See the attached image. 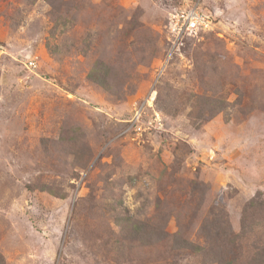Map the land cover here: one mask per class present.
I'll return each instance as SVG.
<instances>
[{
	"label": "rangeland",
	"instance_id": "rangeland-1",
	"mask_svg": "<svg viewBox=\"0 0 264 264\" xmlns=\"http://www.w3.org/2000/svg\"><path fill=\"white\" fill-rule=\"evenodd\" d=\"M228 261L264 264V0H0V264Z\"/></svg>",
	"mask_w": 264,
	"mask_h": 264
},
{
	"label": "built area",
	"instance_id": "built-area-1",
	"mask_svg": "<svg viewBox=\"0 0 264 264\" xmlns=\"http://www.w3.org/2000/svg\"><path fill=\"white\" fill-rule=\"evenodd\" d=\"M183 8L174 14L168 26L169 37H171L168 41L174 49L182 45L183 39L193 37L200 32L212 31L213 27L211 16L203 12L198 3ZM169 52L172 53L171 50ZM138 114L139 111H135V117H139Z\"/></svg>",
	"mask_w": 264,
	"mask_h": 264
},
{
	"label": "trees",
	"instance_id": "trees-1",
	"mask_svg": "<svg viewBox=\"0 0 264 264\" xmlns=\"http://www.w3.org/2000/svg\"><path fill=\"white\" fill-rule=\"evenodd\" d=\"M88 78L90 79V81H92V83H94V84L96 83L98 86H101L102 88L106 87V79L105 78H100V77L96 76L95 74H91V73L88 75ZM166 238H168V236L165 237V239ZM173 240H175L178 243L179 249L181 251L190 250V251H193L194 254H195V251H198V248L189 245L188 242H186L184 240H177L175 238ZM194 254H192V255H194ZM226 264H232V261H228Z\"/></svg>",
	"mask_w": 264,
	"mask_h": 264
}]
</instances>
